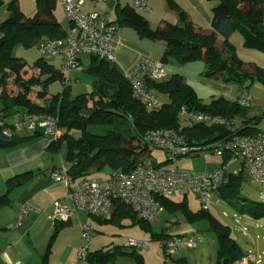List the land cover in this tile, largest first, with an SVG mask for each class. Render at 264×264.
Here are the masks:
<instances>
[{"label": "trees", "instance_id": "obj_1", "mask_svg": "<svg viewBox=\"0 0 264 264\" xmlns=\"http://www.w3.org/2000/svg\"><path fill=\"white\" fill-rule=\"evenodd\" d=\"M167 1L178 13L177 23L165 21L153 29L146 17L128 4L119 9L120 18L114 22L121 27H132L140 37L163 41L166 48L160 60L162 63L170 57L181 63L202 58L205 64L203 76L206 79L237 82L246 88L248 79L251 82H264V69L255 66L253 73L242 70V61L229 41V36L238 32L244 47L264 52V0H208L216 2L211 9L209 34L201 33L187 19L184 11L171 0ZM56 3L57 0H35L36 11L31 16L17 11L11 3L10 15L0 22V147L13 146L41 133L35 130L29 136L23 135V132L6 135L4 129L14 124L5 122L6 118L15 113L20 114L18 121L31 114L54 115L61 128V136L56 141H50L49 146L57 149L65 144L66 172L75 183L88 179L92 170L100 171L106 167L108 175L114 171L125 172L133 169L137 163L150 159V150L141 156L138 153L146 145L152 146L144 140L145 135L152 130L179 131L184 136V143L194 148L195 152L203 147L211 150L216 142L234 136L259 133L255 124L264 118V112L260 117L246 119L245 113L249 106H240L237 99L230 100L223 96L204 103L180 73H174L165 80L147 83L148 91L159 100L157 105L149 107L132 96L128 82L116 66L96 56H90L86 69V73L93 78L91 91L70 97L69 83H64L62 73L56 71L52 64L44 61L38 70H28L22 58L12 55L14 44L30 47L65 36L66 30L55 16ZM217 36L222 41L220 49L215 46ZM56 78L61 80L63 87L61 91L50 94L47 83ZM182 106L189 110L221 114L239 123L234 131L221 125L191 123L179 114ZM252 120L254 123H251ZM90 123L108 124L110 129L103 135L92 134L87 130ZM223 158L225 161L226 156ZM239 191V172L225 173L219 198L238 213H248L254 217L264 215V203L247 201L239 195ZM159 201L161 207L182 208L191 218L208 220L209 231L215 235L218 244L214 264H235L245 255L231 236L230 227L217 220L208 210L200 208L195 213L190 212L185 202H175L170 197L159 198ZM113 205L115 208L107 223L120 225L123 218L130 216L135 224L150 228V222L137 218L126 205L119 202ZM100 220L97 218V221ZM155 236L161 243L172 235L162 232ZM119 257L134 259L136 264H147L137 249L128 245H111L89 251L86 264H117ZM45 260L43 257L41 264H45Z\"/></svg>", "mask_w": 264, "mask_h": 264}, {"label": "built area", "instance_id": "obj_2", "mask_svg": "<svg viewBox=\"0 0 264 264\" xmlns=\"http://www.w3.org/2000/svg\"><path fill=\"white\" fill-rule=\"evenodd\" d=\"M100 1L105 0H92V3L95 5ZM121 1L138 11L150 13L146 0ZM57 2L69 19L65 36L42 41L37 44V49L42 56L61 58L59 72L64 77V83H70L69 72L78 66L79 57L82 55L96 56L114 63L121 26L92 9L83 11L84 0H57ZM122 73L136 100L149 107L159 103L157 97L148 91L147 83L158 82L165 78L166 73L161 61L142 56ZM237 102L243 107L250 106L252 102L250 94L244 91L238 96ZM179 114L191 123L221 125L229 131H234L239 123L236 119L221 114L189 110L185 106L180 108ZM35 130L48 136L50 141H56L61 136L57 117L40 113L26 116L11 127H6L3 133L6 135L33 133ZM144 140L147 144L166 151L170 160L195 152L194 148L184 143V136L176 130H152L145 135ZM211 152L219 157L226 156L225 162L213 171L185 172L176 168L163 169L147 159L137 163L130 171H114L104 179H83L75 183L67 174L64 163L53 170L52 180L64 182L69 187V205L58 200L53 201L51 217L67 221L71 216L82 212L90 217L102 218L109 214L114 202H119L129 207L140 219L151 222L161 209L159 198H168L176 193L193 194L201 209L206 210L212 198L219 195V189L224 181V165L236 160L242 164L254 181L262 185L259 201L264 203V134L234 136L231 139L218 141L211 147ZM31 209L33 205L30 202L24 204L19 218ZM93 234L94 228L91 223L87 222L80 227V242L76 258L71 264H86ZM126 245L136 249L145 246L144 243L132 239H128ZM183 246L195 248V236L172 235L161 242L166 258H173ZM261 258L262 256L247 254L239 262L248 264L253 259L254 264H261ZM9 264L21 263L16 261Z\"/></svg>", "mask_w": 264, "mask_h": 264}, {"label": "crops", "instance_id": "obj_3", "mask_svg": "<svg viewBox=\"0 0 264 264\" xmlns=\"http://www.w3.org/2000/svg\"><path fill=\"white\" fill-rule=\"evenodd\" d=\"M171 1L180 10L186 13L187 19L191 21L196 28L200 29L201 33H210L211 9L215 6V1ZM11 3L17 11L22 12L25 16H31L36 11L35 0H0L1 21L10 15L11 11L9 5ZM56 4H58V2ZM124 5L125 3L121 0H105L95 5L92 3V0H84L83 11L92 9L99 14L105 15L110 21H117V19L120 18L119 9ZM146 5L150 9V13H144L148 14L146 19L151 28L154 29L162 25L165 21L170 23L178 22V13L174 8L169 6L167 0H146ZM68 26L69 23L63 28L66 29ZM235 33L236 32L229 36V41L234 46L236 55L242 61V70L253 73L255 66L264 69V53L244 47L241 35H234ZM152 46L154 49L151 48ZM215 46L219 49L222 46V41L218 36L216 37ZM165 47L166 44L163 41H153L140 37L132 27L123 25L116 43L115 61L110 64L116 66L120 72H123L130 68L142 56H147L154 61H160ZM154 51H158V53L154 54ZM241 55L245 58H241ZM57 58L58 63H60L61 58L58 56ZM89 63L90 56L82 55L79 57L78 68H74L69 72V78L71 80L69 85L72 83V79L76 82L80 79L84 80L83 93L91 91L93 78L86 73ZM53 66L57 71L55 65ZM163 66L166 73L163 79L165 80L168 79L169 75L166 68L167 66L164 63ZM175 69L176 68L173 69V74L180 73L187 82V75ZM209 81L200 79L195 80V82L203 84L209 91L210 100L218 96L236 100L244 91L249 93L245 85H241L243 88L237 91L233 85H229L230 82L224 83L221 81V83L218 80L215 82ZM195 92L198 95L196 90ZM250 96L251 100H253L251 94ZM198 97L204 102L200 95H198ZM262 112H264V106L254 107V103L253 105L250 104L245 113V118L260 117ZM19 118L20 114L15 113L13 116L6 118L5 122L13 124L17 122ZM251 123H254V121L252 120ZM255 126L258 127L259 133L264 134V118H260ZM31 134V132H23V135L26 136ZM42 136L43 135L40 133L37 137H29L23 142L13 146L0 147V264H9L10 262L16 261H20L21 264H41L43 257L46 259L45 264H71L76 258V251L80 242V227L87 222L91 223L93 227L94 222L98 224H110L109 222L107 223V221L115 205L111 206L107 216L100 218L106 220L105 222L102 220L97 221V217H90L82 212L71 216L67 221L56 220L51 217V203L53 201L58 200L63 204L69 205V187L64 182H55L52 180L53 170L66 163V146L65 144H61L59 148L55 149L49 146L50 141H45L41 138ZM239 166H241V169H244L241 163ZM204 170L207 171V169ZM107 175L108 172L105 178ZM15 181L19 182L16 183ZM176 194L184 196V200L182 201L187 205L185 197L188 194ZM214 197L219 198V195ZM27 202L33 205V209L19 218L20 210ZM165 208L175 209L169 206H162L159 211ZM206 210L210 212L209 206ZM189 211L191 212V210ZM124 220H129L131 224H135L130 216H126V218H123L121 221ZM190 229L191 226H188L181 232L172 231L168 234L187 236L190 235L188 233ZM207 230L209 231V224ZM126 242L127 241H109V243L101 246V248L111 245L124 246ZM186 248L188 249V247ZM97 249L100 248H95L94 250ZM187 249H185L186 251H180L178 257L173 258V260L178 264H185L189 259ZM215 260L216 253L207 264H214Z\"/></svg>", "mask_w": 264, "mask_h": 264}, {"label": "rangeland", "instance_id": "obj_4", "mask_svg": "<svg viewBox=\"0 0 264 264\" xmlns=\"http://www.w3.org/2000/svg\"><path fill=\"white\" fill-rule=\"evenodd\" d=\"M140 13L143 16L148 17L147 13ZM55 16L62 27H65L69 23V19L59 4H56ZM262 17H264V14H262ZM236 34L239 35L238 32H236L234 35ZM151 48H153V46ZM154 52V54L158 53V51ZM12 55L22 58L26 62L28 70H38V66H40V64L45 61L55 65L57 71H60V63H58V58L42 56L37 49V45L28 47L20 43L14 44L12 47ZM241 58L245 57L241 55ZM164 64L167 66L166 68L169 75L168 78H170L173 74L174 68H176L175 70H178V72H184L188 77L187 83H189L197 91L198 95L203 98L205 103L210 101L209 91L203 84L197 83L195 80H210L209 82H215L218 80L221 82L219 78L206 79L203 76L205 64L202 58L191 62L181 63L176 58L170 57L164 62ZM77 68L78 67H76V69ZM42 78L45 79V76L43 75ZM47 85L50 94H55L61 91L63 87V84L59 78L48 82ZM229 85H233L237 91L243 88L237 82H230ZM246 85V89L253 97L251 105L254 103V107L264 106V82L259 80H254L251 82V80L248 79L246 81ZM69 91L70 97L72 98L79 94H83L84 80L80 79L78 82H76L72 79ZM159 98L164 100V97L161 95H159ZM109 129L110 125L108 124L90 123L87 126V130L90 133L96 135H103ZM41 138L47 142L50 141L48 136L43 135ZM149 150L150 153L148 154V157L153 160L156 166L163 169L176 168L185 172H201L204 171V169H207V171H213L225 162L222 156H216L207 147H203L201 150H198L192 154L180 156L174 160H169L163 149L154 146L149 147L146 145V148L144 147V150L138 153V156L146 154ZM239 164L240 163L238 160L233 163H226L224 165L225 173L231 174L239 172V195L246 198L247 201L258 202L260 199L262 185L254 181L246 170L241 169ZM106 173V167L102 168L100 171L92 170L88 175V179L100 180L105 178ZM170 198L176 202L184 200V196H181L180 194H175ZM185 198L188 209L191 210V212L195 213L201 208L199 202L196 200V198H194L193 194H188ZM208 206L210 212L217 220L230 227L231 236L239 243L245 255L250 254L252 256H262L261 264H264V215L254 217L248 213H238L232 208V206H230V204L217 197H214ZM208 224L209 222L205 218L189 217L187 212H185V209L182 208H175L174 210L165 208L162 211H158L156 219L151 221V226L149 229L138 224H131L129 220L121 221L120 225L104 223L98 224L94 222L95 229L89 248L90 250H94L95 248H101V246L109 243V241L122 242L132 239L145 244V246L142 248L137 249V252L142 255L144 261L147 264H178L173 260V258L178 257V253L182 250L184 251L187 248L183 246L173 258H166L161 247V240H159V238L155 235L162 232H181L185 229V227L191 226V229L188 231L190 235L187 236H195L197 247L187 249L189 259L186 263L207 264L212 256L215 255L217 247V239L215 235L207 230ZM243 228L246 230H243ZM116 263L136 264L134 259L128 257H119L116 260ZM235 264L241 263L238 261ZM248 264H254L253 259L250 260Z\"/></svg>", "mask_w": 264, "mask_h": 264}]
</instances>
